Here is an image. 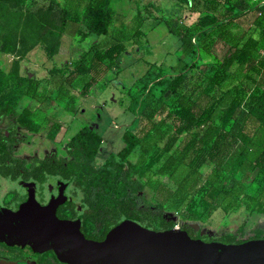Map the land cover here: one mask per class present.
I'll use <instances>...</instances> for the list:
<instances>
[{"label":"rangeland","instance_id":"rangeland-1","mask_svg":"<svg viewBox=\"0 0 264 264\" xmlns=\"http://www.w3.org/2000/svg\"><path fill=\"white\" fill-rule=\"evenodd\" d=\"M78 1L0 0V45L7 34H12V40L16 41L20 37V44H17L14 52L3 54L5 57L0 58L2 65L8 64L16 55L20 57L28 55L36 61L39 70L45 69L48 64L52 63L48 60L45 49L53 43V39L55 40L58 34H60L61 46L56 57L52 58L53 62L76 60L81 52L88 48L90 40L94 37L91 35L83 39L76 38L74 31L77 23L69 20L70 12L77 14L79 11L81 22H86L82 15L83 4ZM259 1L261 0H214V3L210 5L200 1L191 7L183 0H112L113 17L109 31L100 35L98 39L100 45H107L115 40L124 42L126 50L121 53L119 62L92 85L90 91L92 97H83L80 94L88 75H80L72 81L68 89L77 97V101L74 100L77 102V107L72 113L64 112L61 107L58 109L55 100L48 99L43 88L53 90V94L56 91L44 86V83L38 92H43L46 98L40 103L30 98L24 99L22 103L19 102L18 110L23 104L30 107L33 118L39 122L40 128L37 132H33L17 124L16 144L12 153L25 157L28 166L33 156L41 157L51 151L57 155L63 154L69 157L64 144L67 139L65 132L70 130L71 122L74 120V123L78 124L82 119L84 123H93L98 119L97 114L100 116L102 114V118L98 120L99 126H95L98 132L93 129L87 137L90 144H97L95 160L101 163L109 151L115 152L124 144L121 136L126 127L138 131L143 122L140 116L126 125V122L133 116L130 106L134 102L133 98V102L128 106L131 98L127 92L128 87L133 85L132 97H138L139 102V97H142L145 87H149L158 75L172 77L182 72L185 78L180 90L189 93L200 104L215 102L213 120L219 122V116L233 94L239 92L246 97L247 93L254 88L264 89V69L259 66V59L264 55V3L258 4ZM228 3L233 6L232 11L226 9ZM137 6L141 7V15L145 18L141 24L135 15ZM259 11L261 12L258 13ZM204 12H214L219 17L216 25L207 27L211 36L209 47L203 50L195 44L185 52L180 36L175 31L192 26L198 15ZM62 27H65V30L60 32ZM221 30L222 33L219 34ZM247 36L256 38V49L246 61H234L227 68L226 76L219 83L211 84L210 76L215 68H219L222 60L230 54L235 45L241 43ZM90 54L91 51L87 58ZM52 80L54 84L55 78L52 77ZM17 82L18 78L14 76L9 87L4 91L14 90ZM54 85L57 88L56 84ZM159 92L160 87L155 86L154 94L157 95ZM164 98L167 103L171 100L169 94L164 95ZM53 105L56 111H52L54 113L50 115L49 108ZM167 110L169 109L166 107L163 112L156 113L154 120L162 118ZM55 117L59 118L60 122L56 121ZM170 118L166 116L165 123L159 127L162 136L155 134L147 148L141 145L133 147L128 158L131 161L144 163L156 154L160 156L152 165L149 179L145 180L135 175L134 178L144 182L143 191L146 198L153 204H162L166 212H169L175 220L182 222L183 211L175 210L174 204L163 200L155 189L158 186V180L175 187L174 180L180 178L186 170L184 164L180 165L172 178L157 172V168L169 153H163L160 149L166 140L167 132H171L172 129ZM12 120L13 118L4 119L0 121V124L7 126ZM55 123H58L59 127H56ZM115 123L118 126H115ZM241 124L250 136L249 145L245 147L242 143L233 142L219 159L207 158L199 170L205 175L217 166L227 187L241 182L245 193L238 192L239 206L237 208L230 211L218 208L211 213L212 215L204 216L203 218L210 217V220L213 219L214 222L212 224L211 221L206 224L200 223L199 228L195 226L196 233L205 234L208 228H212L213 235L217 236L224 232H232L244 221L245 227L240 234L241 237L254 234L264 235V213L256 211L247 213L244 208L246 203L254 202L253 196L259 185V173L251 168L250 161L255 150L264 145V125L250 118L243 104L237 108L227 127L235 131ZM188 134L189 132L181 133L170 152L178 148ZM241 148H247V158L236 172H231L229 166ZM59 182L58 179H53L50 183L51 189L47 188L48 182H45L43 200L55 194V185ZM13 186V181L0 177V197L8 199ZM97 186L106 188L100 180L97 181ZM16 188L17 192L26 189L19 182L16 183ZM127 190L126 182L122 181L117 193L122 195ZM84 227L87 232L102 230V225L92 220H86Z\"/></svg>","mask_w":264,"mask_h":264},{"label":"trees","instance_id":"trees-1","mask_svg":"<svg viewBox=\"0 0 264 264\" xmlns=\"http://www.w3.org/2000/svg\"><path fill=\"white\" fill-rule=\"evenodd\" d=\"M111 1L79 0L78 2L83 4L82 15L86 22H81L79 11L77 14L71 11L69 14V20L77 23L74 31L76 38L83 39L94 35L88 48L83 50L76 60L64 61L61 65H53L49 69V72L54 74L57 92H62V97L69 110L74 109V102L70 103V101H74L75 96L69 93L68 89L72 81L80 75H88L80 92V94H86L93 82L111 70L119 62L121 53L126 50L124 42L120 40L103 46L96 40L97 36L106 34L109 30L113 17ZM183 1L190 3L191 7L200 1L207 5L214 3V0ZM226 9L232 11L233 6L228 3ZM140 11L141 8H138L136 12L139 21L143 17ZM218 22L217 14L204 12L198 15L192 26L175 31L180 36L183 50L186 52L195 44L207 50L211 42L207 27L216 25ZM64 30L65 27H62L60 32ZM220 33L222 30L219 31ZM4 37L0 50L14 52L17 44H20V37L17 41L12 40V34ZM59 44L60 34L55 40L53 39V43L47 46L46 53L51 56L57 52ZM256 46L257 40L252 36H247L241 43L236 44L230 54L222 60L220 67L215 68L210 76V83L213 85L219 83L226 76L227 68L234 61H246ZM89 51L91 54L87 58ZM259 66L264 69V55L259 59ZM14 76L18 78L16 88L12 91H4L9 87ZM184 78L185 75L182 72L172 77L158 75L149 87H145L142 97H139V102L138 97H132L133 85L128 87L127 92L131 95L128 106L134 98L130 109L137 113L133 120L141 116L143 122L138 131L126 127L121 136L124 144L115 152L109 151L101 163L95 160L97 144H90L87 138L93 129L89 125H84L65 143L69 157L57 155L55 152L43 157L34 156L28 166L26 158L13 155L12 150L16 144V124L34 132L39 130L40 124L32 118L29 107L23 106L18 110L19 101L24 95L37 97L36 90L39 80L29 76H17V60L15 59L10 71L6 72L0 67V121L15 117V120L7 126L0 124V151L11 153L10 160L16 162L17 177L25 182L33 180L35 190L40 194L41 199H43L45 182L57 178L60 181L58 188L63 190V200L57 209V215L60 216V210L68 206L75 213H82V219L78 223L81 230H85L84 222L87 219L103 226L102 231L87 232L86 236L101 239L109 228L121 220H129L155 229L173 228L175 218L166 212L162 204H153L146 198L143 191L144 182L134 178L135 175L138 178L149 179L152 165L160 156L156 154L144 163L131 161L128 158L133 147L141 145L147 148L155 134L162 136L159 127L165 123L166 116L171 117V132H167L166 140L160 149L163 153H169L157 168V172L172 178L180 165L184 164L186 170L180 178L174 180L175 187L158 180L156 191L163 200L173 203L175 210L183 211L182 219H202L218 207L223 211L233 210L239 206L238 192L245 193L242 183L236 182L235 185L227 187L222 180L219 167L215 166L205 175L200 172L199 167L207 158L219 159L233 142L242 143L245 147L249 145L250 136L244 131L243 124L235 131L227 125L241 104L246 108L250 118L264 125V89L254 88L247 93L246 97L239 92L233 94L222 110L219 122H215L213 120L215 102L200 104L189 93L181 91L180 87ZM155 86L160 87L157 95L154 94ZM168 94L171 98L169 104L164 98V95ZM166 107L169 110L165 112V115L154 120V115L163 112ZM183 132H189L188 136L178 148L170 152L173 144ZM246 149L241 148L237 152L229 166V171L236 172L243 165L247 158ZM250 165L259 173V185L253 196L254 202L246 203L244 208L247 213L252 211L264 213V145L255 150ZM0 175L13 177L10 174V163L6 162L3 157H0ZM98 180L102 181L106 188L98 187ZM122 181L126 182L128 190L119 195L117 190ZM246 195L249 197L248 194ZM25 196L26 193L19 192L18 202L24 200ZM18 202L12 207H18L21 204ZM244 227L245 222L243 221L232 232L214 236L210 232L196 233L194 227L184 220L179 229L190 236H199L206 240L219 239L225 242H239L252 237L264 236L254 234L241 237L240 234L244 231Z\"/></svg>","mask_w":264,"mask_h":264},{"label":"water","instance_id":"water-1","mask_svg":"<svg viewBox=\"0 0 264 264\" xmlns=\"http://www.w3.org/2000/svg\"><path fill=\"white\" fill-rule=\"evenodd\" d=\"M62 200L59 188L57 195L40 203L30 185L17 208L0 204V241L52 250L67 264H264V236L239 242L206 240L179 228L155 229L121 220L103 238L88 237L76 220L57 215Z\"/></svg>","mask_w":264,"mask_h":264},{"label":"flooded vegetation","instance_id":"flooded-vegetation-1","mask_svg":"<svg viewBox=\"0 0 264 264\" xmlns=\"http://www.w3.org/2000/svg\"><path fill=\"white\" fill-rule=\"evenodd\" d=\"M12 118H13L12 121H14L15 117H11L10 119H12ZM5 119H7V118H5ZM85 125H89V126H91V128L97 126L96 125V121H93V123L88 122ZM21 127H23V126H21ZM23 128H25V127H23ZM27 130H29V129H27ZM30 131H32V130H30ZM47 133L49 134V132H47ZM64 149H65V144H64ZM65 151H66V149H65ZM53 152L54 151H51L49 153H53ZM49 153H46V154H49ZM46 154H44V155H46ZM58 155L65 156L63 154H58ZM11 156L12 155L9 152L0 151V157H3L6 162L10 163V174L13 176V177H9V176L0 175V177H4V178H6L9 181H11V182L13 181L14 182V186L10 190L11 195L9 196V198L8 199L5 198L6 199L5 200V199L0 197V204L1 205L9 207V208H13L12 206L15 203L18 202V193L21 192V191L17 192V188H16V183L17 182L21 183L22 185H24L26 187V189L21 192V193H26L25 198L27 197L28 187L30 185H32V187L34 189L35 198L36 199L39 198L40 203H46L52 196L57 195V193L59 191L58 184L55 185L56 192H55L54 195L49 196L48 199H45V200L41 199L40 198L41 197L40 194L35 190V184L33 183V180H28L27 182H25L22 178H18L17 177L16 162L10 160ZM15 156H17V155H15ZM43 156H41V157H43ZM38 157H40V156H38ZM54 179H57V178H54ZM52 180L53 179H49V180L46 181V182H48V185H47L48 189H51L50 183H51ZM43 193H44V191H43ZM38 196H40V197H38ZM25 198H24V200H25ZM24 200H21L18 203L20 204ZM59 205H58L57 209L59 208ZM15 208H17V207H15ZM15 208H13V209H15ZM78 208L80 209V207H78ZM56 213H57V210H56ZM74 213L75 212L72 210L71 207L65 206V207H63L60 210V216L59 217L70 218V219L76 220L79 223V221L82 219V213L81 212H76L75 214ZM87 220H90V219H87ZM102 230H103V226H102ZM82 231H83L84 234L87 233L86 230H82ZM0 255L2 256V258L0 259V264H67V263L59 260L52 250L37 251V250L32 249L27 244H25V245H8L5 242L0 241Z\"/></svg>","mask_w":264,"mask_h":264},{"label":"crops","instance_id":"crops-1","mask_svg":"<svg viewBox=\"0 0 264 264\" xmlns=\"http://www.w3.org/2000/svg\"><path fill=\"white\" fill-rule=\"evenodd\" d=\"M260 2V1H259ZM189 5H190V3H188ZM138 8H141L140 6L138 7H136V10H135V15H136V12H137V9ZM150 16V15H149ZM142 19H140V21H139V24H141L142 23V20H144L145 18L144 17H141ZM109 28H110V26H109ZM139 28V27H138ZM109 31V30H108ZM100 35H102V34H100ZM99 35V36H100ZM99 36H97L96 37V40L97 41H99V39H98V37ZM93 39V38H92ZM91 39V40H92ZM90 40V41H91ZM195 40V39H194ZM115 41H117V40H115ZM120 41H122V40H120ZM123 42V41H122ZM109 44V43H108ZM60 46H61V43L59 44V48H60ZM101 46H103V45H101ZM59 48H58V50H59ZM58 52V51H57ZM57 52H55V53H53L51 56H49L48 54H47V57H48V60H50V61H52V63L51 64H48V66L45 68V69H43V70H39V68H38V66H37V63H36V61H33L32 59H31V56H28V55H25L24 57H20L19 55H16L15 56V58H11V60H10V62L8 63V64H6V65H2V63H1V59H0V67L2 68V69H4L6 72H8V71H10L11 70V68H12V63H13V60H17V76H29V77H32V78H34V79H38L39 80V83H38V85H37V97H33V96H30V95H24L21 99H20V101L19 102H21L22 103V101L24 100V99H28V98H30L31 100L32 99H34V100H37L38 101V103H40L41 102V100H43L44 98H46V96L44 95L43 96V92L42 93H39L38 91V89H40V88H42L43 86H42V84L44 83V86H46V87H49V89H54L56 92H55V94H53V90H46L45 88H43V90L45 91L44 92V94H46V95H48L47 97H48V99H50V100H55V103L57 104V108L59 109L60 107L64 110V112L66 111L67 113H72L74 110H75V107H77V102H75V101H77V97L75 96V98H74V109L73 110H69V109H67V107H66V101H65V99L62 97L63 95H62V92H57L58 91V89L57 88H55V83L53 84V80H52V77L54 76V74L53 73H50L49 72V69L53 66V65H56V66H59V65H61L62 63H57V62H53V60H52V58L54 59V57H56V54H57ZM9 52H7V51H2V50H0V58L1 57H5V55L3 56V54H8ZM108 72V71H107ZM106 72V73H107ZM43 80H44V82H43ZM96 82V81H95ZM95 82H93V84L95 83ZM92 84V85H93ZM92 85L90 86V88H89V90H88V92L86 93V94H81V96H83V97H86V96H91L90 95V91H91V87H92ZM63 90H64V86H63ZM69 93H73V92H71V91H69ZM51 94V97H49V95ZM74 94V93H73ZM78 94H79V92H78ZM92 97V96H91ZM129 103V102H128ZM76 105V106H75ZM23 106H26V105H22L21 107H23ZM28 107V106H27ZM30 108V107H29ZM50 110H49V114L50 113H54V112H52V111H56L55 109V105H53L51 108H49ZM30 110H31V108H30ZM31 112H32V110H31ZM33 113V112H32ZM132 114H133V116H132V118H130V120H128L127 122H126V125L127 124H129V123H131L132 121H133V119L136 117V115H137V113L136 112H132ZM51 115V114H50ZM98 115V119H97V121H96V125L97 126H99V121L98 120H100L102 117V114H101V116H100V114H97ZM32 118H33V115H32ZM34 119V118H33ZM76 119V118H75ZM35 120V119H34ZM55 120L56 121H58V122H60V119L59 118H57V117H55ZM36 121V120H35ZM36 122H38V121H36ZM75 121L73 120L72 122H71V128H70V130H68V131H66L65 132V135H67V139H66V141H68L69 140V138L80 128V127H82L83 125H85L86 123H84L85 121H83L82 119H81V122L80 123H78V124H76V123H74ZM88 122V121H87ZM39 123V122H38ZM55 125L56 126H58L59 127V124L58 123H55ZM115 126H118V124L117 123H115ZM40 128V127H39ZM50 129V128H49ZM92 129H94L95 130V127H93ZM95 131H97L98 132V129H96ZM219 208V207H218ZM217 208V209H218ZM219 209H221V208H219ZM214 211H216V209L214 210ZM213 211V212H214ZM212 215V214H211ZM182 219V218H181ZM184 220H186L187 222H189L193 227H198L199 228V224L200 223H208V221H211V224L214 222V220L212 219V220H210V217L209 218H207V219H205V218H202V219H191V218H185V219H182V221H184ZM204 227H206V226H204ZM209 230H207V232H210V231H212V228H208Z\"/></svg>","mask_w":264,"mask_h":264},{"label":"built area","instance_id":"built-area-1","mask_svg":"<svg viewBox=\"0 0 264 264\" xmlns=\"http://www.w3.org/2000/svg\"><path fill=\"white\" fill-rule=\"evenodd\" d=\"M260 3H264V0H261L258 4H260ZM260 12L261 11H259L258 13H260ZM180 224H181V222H179V221L176 220L175 223H174V225H173V228H179L180 227Z\"/></svg>","mask_w":264,"mask_h":264}]
</instances>
